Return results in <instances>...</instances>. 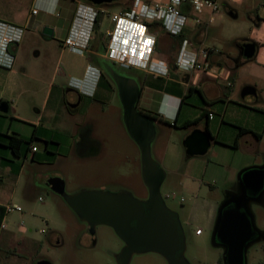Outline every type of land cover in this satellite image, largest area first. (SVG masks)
Returning <instances> with one entry per match:
<instances>
[{
  "label": "rangeland",
  "instance_id": "374dc122",
  "mask_svg": "<svg viewBox=\"0 0 264 264\" xmlns=\"http://www.w3.org/2000/svg\"><path fill=\"white\" fill-rule=\"evenodd\" d=\"M262 1L264 0H216L219 5V13L215 16L212 25L203 26V29L208 27L207 44L215 48L216 55L230 60L225 62L222 67L212 65L223 71V77L215 80L216 83L223 89L234 87V93L229 92L232 102L229 103L230 106L225 116L226 125L223 132L230 129L228 125L231 122H235L262 135V141L257 146H253L250 142L244 143L238 140L236 148L212 145L206 155L202 157H186L182 150L181 160L168 169L161 167L165 172V178L160 188V194L166 207L178 215L185 237L186 250L184 256L189 264H216L222 258V250L213 247L211 244V235L217 209L224 199L226 190L231 187L228 177L231 176L233 184H236L239 171L264 164V67L258 65L259 59L257 58L253 61L244 62L237 48L238 42L250 38V31L255 24L258 13V9L253 8H255V3L256 7L260 8ZM118 2L102 7L101 26L95 30L92 44L88 47V51H92L93 54L87 53L83 58L73 52L64 54L59 63L61 71L58 76V83L60 86L71 82L75 75H79L80 78L87 64L97 68L101 66L100 57L94 54H104L107 42L105 34L110 26L108 17L119 12L122 6ZM229 10L233 11H230L232 14ZM71 12V9H68L62 13L61 19L52 18L49 21L50 25L63 31L60 37L57 35L56 39L54 37L57 43L61 42L66 35ZM22 40L18 46L12 47V51L17 50ZM114 69L122 75L136 76L138 74L133 68L126 69L114 66ZM249 88L255 89L258 93V101L255 103L246 101L247 98L245 97ZM18 92L19 90H16L15 95ZM31 96L33 94L28 93L22 100L25 101ZM112 97V103L120 115V122L116 116L115 118L110 117V120L104 116L102 119L104 126L96 129L93 134L94 140H107L109 132L111 133L114 149L115 151L119 150L118 158H115V167H117L118 172L111 179L114 189L118 191L129 189L131 195L135 199H139L140 197L133 192V189L134 187L137 189L142 187L143 182L141 180L140 152L126 132L117 95L113 94ZM34 98L40 99V97ZM22 100H20V104L23 107L26 101L23 102ZM234 101L245 105L244 107L248 109L253 107L259 111L254 112L251 109L241 110L238 113L235 110L237 108L234 106ZM69 102L72 101L69 100ZM13 105H15L14 102ZM86 105L87 101L84 100L76 109L69 111L64 104L61 88L54 90L49 100L48 113L43 124L47 128L70 135L74 134L75 131L77 132L76 135L84 133V128L88 123L87 120L83 119L87 113ZM220 105L218 104V106ZM89 112V122L97 121L99 112L95 103L90 106ZM222 114L217 113V118L219 119ZM109 124L112 126L111 131L108 130ZM223 132L219 137L221 140L224 137ZM184 134L185 132L182 130L176 132V135L179 136H184ZM102 136L103 138H100ZM58 138L60 139V137ZM102 143L107 145V142ZM78 146L79 144L76 145L74 141L73 150L70 154L65 150V146L61 149L55 148L57 161L51 166V163H47L40 168L35 166L30 168L27 165L23 167L21 163L26 159H20L19 164L17 163L18 170L9 177H5L0 196H3V199L12 197L13 202H18L26 212L32 215L24 218V221H19V224L26 230V234L22 236L34 239L38 244L32 249L29 247L26 249L24 245L16 243L10 247V250L1 248L0 261L10 259L9 263L11 264L19 263L18 260L25 261L26 264H116L115 257L124 245L113 229L97 226L94 234L91 235L87 224L76 217L60 196L47 188V182L53 178H58L64 182V190L67 195L81 191H100L99 187L106 184L107 177L102 175L99 170L106 167L107 162L102 164L101 161L98 162V159H80L74 151ZM27 162L30 165L31 161L28 160ZM251 211L255 217L256 227L258 229L264 228V206L254 204L251 206ZM43 220L48 223V229H45L46 233L40 234L39 231L44 229ZM29 229L31 232H28ZM197 229L202 230L201 236L195 234ZM249 261L264 264V242H260L251 248ZM129 264L167 263L161 256L147 253L133 255Z\"/></svg>",
  "mask_w": 264,
  "mask_h": 264
},
{
  "label": "crops",
  "instance_id": "0c3cea01",
  "mask_svg": "<svg viewBox=\"0 0 264 264\" xmlns=\"http://www.w3.org/2000/svg\"><path fill=\"white\" fill-rule=\"evenodd\" d=\"M79 1L87 2L86 0H0V21L21 27L24 29V32L26 31L25 34H23L24 38H22L21 45L16 51H13L15 56L13 68L11 70L0 68V105L2 103L7 105V112H0V134L24 140H28L32 136L36 139L31 146H28L26 154L24 151H21L15 156L10 149L0 147V190L4 186L5 177H9L18 170L17 165L20 159H26V161L21 163L23 167L27 165L30 168L33 166L40 168L47 163H51V166L56 164L57 161L55 148L61 149V147L65 146V150L70 154L73 150V142L75 141L77 145V143L81 141L78 137L79 134L76 135V131L74 134L70 135L62 131H55L51 128H47L46 125L43 124L48 113L49 100L51 99L53 91L60 88L63 89L70 83L68 82L66 85L62 86L58 83V76L61 71L59 63L66 52H71L64 46V42L74 16L76 3ZM141 1L146 4L158 3L161 5H166L168 2V0ZM132 3L133 0H121L118 2V4L122 6L119 12L129 10ZM97 7L100 8L102 14L100 15L96 30L100 28V21L103 17V6ZM259 7L260 8L256 7L255 3V8L253 9H258V13L256 14L255 24L250 31L249 39L253 40L257 46L256 58L259 59V61H257L258 65L264 67V1H262ZM34 9L37 11L36 15H32V10ZM68 9L72 11L69 19V27L66 30L64 38L61 42L57 43L55 41L56 35L60 37L63 31L50 25L49 21L52 18L61 19L62 13L68 11ZM181 10L189 18L181 36H177V38L167 35L161 30L160 32L153 29L151 30L152 32L158 33L152 58L157 61H162L167 65L169 70L168 77H155L134 69L139 76H137V74L129 78L135 81L140 90V99L137 108L146 112L151 120H153V118L155 119L153 120L155 136L150 143V153L153 160L164 169H168L174 163L182 159V150L184 152L182 143L194 129H200L209 134L211 140L210 147L212 145L233 147L236 139L237 142L238 140L244 143L250 142L253 146H257L263 139V136L257 134L256 131L240 126L235 122H231L228 125L230 129L223 132L224 126L226 125L225 116L230 106L229 103L232 102L229 97V92L234 93V87L231 89H223L216 83L215 79L203 73L188 71L178 72L176 70L174 65L175 59L183 40L188 41L194 50L204 48L213 49L215 52L209 56V63L211 65L222 67L225 62L230 61L227 58L216 55L217 51L215 48L209 46L206 42L209 37L207 33L208 27L203 29V26L212 25L214 23L208 24L210 13L205 11L200 15H195L188 6H182ZM230 11L232 10H229V12ZM232 12L230 13L232 14ZM194 18L198 19V25L193 24L191 21ZM45 27L53 31L52 37H45L42 35V30ZM95 33L96 31L94 35ZM94 35L88 47L92 44ZM240 42H238V44ZM87 53L93 54L92 51L90 52L87 49L83 55H79V57L83 58ZM94 55L100 57L102 60L104 59V54L95 53ZM106 62L107 65L112 64L108 61ZM53 65L54 68H52ZM88 67L97 69V67L87 64L80 78L79 75H75L73 80L82 82L85 91L92 93L95 78L92 79L87 75L86 71ZM16 90H19L17 95H15ZM28 93H32L33 96L26 99V103L22 98ZM113 94L117 95V102L122 116L118 94L114 91L112 85H109L106 81L103 82V80H100L98 86L94 90V97L96 98L95 104L99 112L97 121L89 122L90 112L85 114L83 119L87 120L88 123L84 128V133H81V135H83L82 140L84 146L79 145L74 151L82 160L98 159V162L101 161L102 164L107 162V166L104 168L102 167L99 171L102 175H106L108 181L106 184L100 186L99 189L100 191L117 193L120 191L114 189V184L111 179H113L115 173L117 175L118 172L117 167H115V158H118L119 150L115 151L114 145L112 144V135L109 132L112 129L111 124L108 126L109 131L107 130V132H109V134L107 140L98 139L95 141V137L93 136L96 129H100L101 126H104L102 121L104 116H106L108 120H110V117L115 118L116 116L118 122H120V115L117 113L118 109L112 103ZM34 97H40V99ZM20 100L25 102L23 107L22 104H20ZM13 102L15 105H13ZM218 104L221 105L218 106ZM234 104L237 108L235 110L238 113L241 112V110L247 111L251 109L254 112L259 111L253 107L248 109L244 107L245 105L243 106L236 101H234ZM217 113H223L219 116V119L216 116ZM196 119H201L197 125L182 128L185 123ZM237 128L245 129L248 133L238 137ZM179 130L185 132L184 136L176 135V132ZM222 132L224 136L223 140L219 139ZM112 134H114V132H112ZM257 136H259L260 139H258ZM58 137H60V139ZM100 138H103V136ZM102 142H107V147ZM33 147L36 148L37 151L32 154L31 149ZM236 147L237 145L233 148ZM28 160L31 161L30 165H28ZM17 173L18 172H16V174ZM17 175H19V173ZM231 179V176L228 177L230 186L234 185ZM138 189L134 187L133 192L140 197L139 199H147L148 191L143 182L142 187L140 186ZM123 191L131 194V190L129 189ZM7 205H17L22 211L11 213L5 217V229L0 231V249L5 248L10 250V247L15 243L24 245L26 249L28 247L30 249L36 247L38 242L28 236H22L26 234V230L19 224V221H24V218L32 215L26 212L18 202H13L12 197L3 199V196H0V207L4 209ZM42 223L44 224L45 221L43 220ZM46 229H48L47 222ZM28 232H31V229H29ZM44 233H46V231ZM19 235L21 236L18 239ZM9 262L10 259H4L0 261V264H11ZM17 262L19 263L13 264H26L25 261L22 260H18Z\"/></svg>",
  "mask_w": 264,
  "mask_h": 264
},
{
  "label": "water",
  "instance_id": "95a60500",
  "mask_svg": "<svg viewBox=\"0 0 264 264\" xmlns=\"http://www.w3.org/2000/svg\"><path fill=\"white\" fill-rule=\"evenodd\" d=\"M86 1L96 6H107L119 0ZM52 33L47 27L42 30L45 37H52ZM241 49L246 60H251L256 52L253 43L245 44ZM114 79L126 132L140 151L141 178L148 191L147 199H135L125 191H81L67 195L64 182L58 178L49 180L47 188L60 196L76 217L87 224L91 235L97 226L113 229L124 245L115 257L116 264H129L133 255L147 253L161 256L167 264H189L184 256L185 237L178 215L166 207L160 194L165 172L150 153V143L155 136L154 121L136 110L140 90L135 81L122 77ZM245 98L247 102L255 103L256 90L249 88ZM0 112H7L6 104L0 105ZM210 143L206 131L194 129L182 146L186 157H202ZM236 185V192L225 193L217 209L211 235L212 246L222 250L223 264H246L248 249L264 242V230L256 227L251 211V204L264 202V164L239 171Z\"/></svg>",
  "mask_w": 264,
  "mask_h": 264
},
{
  "label": "built area",
  "instance_id": "2783aa9c",
  "mask_svg": "<svg viewBox=\"0 0 264 264\" xmlns=\"http://www.w3.org/2000/svg\"><path fill=\"white\" fill-rule=\"evenodd\" d=\"M182 6H188L195 15L208 11L210 13L208 24H212L215 15L219 13V5L213 0H168L166 5L146 4L141 0H133L129 10L109 16L110 26L105 34L107 42L104 58L121 68H133L155 77L167 78L169 75L167 65L152 58L158 33L152 32L150 26L155 24L167 35L181 36L189 20L181 10ZM36 14V9L32 10V15ZM101 14L99 7L87 2H77L64 46L73 53L83 55L92 40L97 19ZM191 21L195 25L199 24L197 18ZM23 34V28L0 21L1 69L13 68L15 56L12 47L19 45ZM213 52L215 51L211 48L194 50L188 41L183 40L175 59V68L178 72H199L212 79H220L223 77L222 69L215 68L209 63V56ZM86 72L92 79L97 75V70L91 67H88ZM83 85L77 80L69 83V86L80 93L88 94ZM36 151L34 147L31 149L32 154ZM21 211L17 205L5 206L0 231L5 229L4 219L7 215ZM43 225L44 229L39 231L40 234L45 232L46 222ZM201 233V229L195 232L197 236Z\"/></svg>",
  "mask_w": 264,
  "mask_h": 264
},
{
  "label": "flooded vegetation",
  "instance_id": "af4514ba",
  "mask_svg": "<svg viewBox=\"0 0 264 264\" xmlns=\"http://www.w3.org/2000/svg\"><path fill=\"white\" fill-rule=\"evenodd\" d=\"M248 43H253L255 45V47H256L255 55H254V57L251 60H246L243 57V50L241 49V46H243L245 44H248ZM237 46H238L237 47L238 51L241 54V59L244 62L253 61L256 58L257 46H256V44H255V42L253 40H251V39L244 40V41L240 42ZM105 60H106L105 58L103 60L101 59V63H102L101 66L96 69L97 70V75H96L95 80H94L95 84H94V88H93L92 93H89V92L86 91V93H88V94H82L77 89H75V88H73V87H71L69 85L67 87L61 89V91L63 93V101H64V104H65L67 110L73 111L74 108L76 109L77 106H79V104L83 103V101L86 100L87 101V105H86L87 113L86 114H88L90 106L96 102V98L94 97V90L98 86V83L100 82V80H103V82L106 81V82L109 83V85H112V87L114 88V91L118 94L117 85H116V82H115L114 78L115 77H117V78L118 77H122V78L129 79L130 77H132V76H129V75L127 76V75L119 74V72L114 69V66H116V65L113 64V63H112L113 65L112 64L111 65H107V62H106L107 60L106 61ZM258 97L259 96H258V93H257V100H258ZM139 99H140V92H139ZM69 100H71L72 102H69ZM69 104L70 105H76V106L70 107ZM137 104H138V102L136 103V110H137L138 114H140L141 116H143L145 118H149L150 119V116L146 112H144L141 109L137 108ZM120 105H121V103H120ZM121 109H122V106H121ZM122 115H123V109H122ZM78 137L81 139V141H79L78 144L84 146V143H83V140H82L83 135L79 134ZM228 191L236 192L237 191V185L236 184L232 185L231 187H229L226 190V192H228ZM252 205H254V204H251V206ZM262 205L264 206V202H263V204H261V207H262ZM260 230H264V228H262ZM251 248H249L247 253H246V264H263V263H259V262L253 263V262L249 261V252H250Z\"/></svg>",
  "mask_w": 264,
  "mask_h": 264
},
{
  "label": "trees",
  "instance_id": "16d2710c",
  "mask_svg": "<svg viewBox=\"0 0 264 264\" xmlns=\"http://www.w3.org/2000/svg\"><path fill=\"white\" fill-rule=\"evenodd\" d=\"M99 19H100V16H99V18L97 19V22H96L97 23L96 24V29L98 27ZM150 29L151 30L152 29L153 30H157L158 32H160L159 27L157 25H155V24L151 25ZM153 120H155V119L153 118ZM200 120L201 119H196L194 121L187 122V123H185L183 125L182 128H188L190 126H195V125H197L200 122ZM165 124H167V123H165ZM237 129H238V137L243 135V134H245V133H248V131L245 130V129H241V128H237ZM257 138L260 139L259 136H257ZM34 140H36V139L33 136L31 138H29L28 140H24V139H21V138L9 137V136L0 134V147L10 149L13 152V154L15 156H17L18 152H21V151H24V153L26 154V152L28 150V146H31V144L33 143ZM236 145H237V139H236L233 147H235ZM3 217H4V209L2 207H0V223H1L2 219H3ZM216 264H223L222 260L220 259Z\"/></svg>",
  "mask_w": 264,
  "mask_h": 264
},
{
  "label": "bare ground",
  "instance_id": "6f19581e",
  "mask_svg": "<svg viewBox=\"0 0 264 264\" xmlns=\"http://www.w3.org/2000/svg\"><path fill=\"white\" fill-rule=\"evenodd\" d=\"M84 87V86H83Z\"/></svg>",
  "mask_w": 264,
  "mask_h": 264
}]
</instances>
